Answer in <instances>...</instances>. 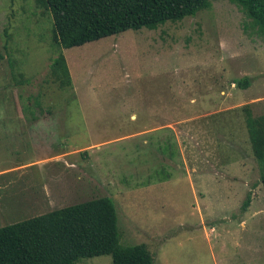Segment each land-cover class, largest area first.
<instances>
[{"label":"rangeland","instance_id":"rangeland-1","mask_svg":"<svg viewBox=\"0 0 264 264\" xmlns=\"http://www.w3.org/2000/svg\"><path fill=\"white\" fill-rule=\"evenodd\" d=\"M210 1L59 49L45 5L0 0V227L110 196L120 242L147 244L156 264H264V184L242 111L264 112V36L235 3ZM59 50L65 89L49 77Z\"/></svg>","mask_w":264,"mask_h":264},{"label":"trees","instance_id":"trees-1","mask_svg":"<svg viewBox=\"0 0 264 264\" xmlns=\"http://www.w3.org/2000/svg\"><path fill=\"white\" fill-rule=\"evenodd\" d=\"M264 36V0H230ZM53 18L52 43L61 48L82 46L127 30H151L177 22L210 8V0H38ZM50 79L59 88L72 85L62 50L52 60ZM247 88L250 77L234 81ZM252 149L261 166L264 184V112L256 115L252 104L242 107ZM249 194L242 205L251 203ZM119 213L114 199L98 196L53 209L0 227V264H75L83 258L111 255L113 264H156L145 243L120 242Z\"/></svg>","mask_w":264,"mask_h":264}]
</instances>
